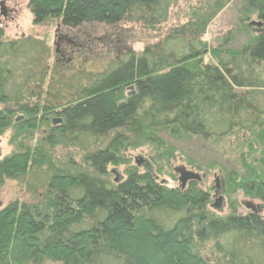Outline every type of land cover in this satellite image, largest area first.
Instances as JSON below:
<instances>
[{
  "label": "trees",
  "instance_id": "16d2710c",
  "mask_svg": "<svg viewBox=\"0 0 264 264\" xmlns=\"http://www.w3.org/2000/svg\"><path fill=\"white\" fill-rule=\"evenodd\" d=\"M176 1L30 0L29 7L36 25L153 28ZM229 1L205 0L201 14L159 43L123 51L99 70L80 58L51 62L46 40H10L0 27V133L12 128L17 146L0 160V185L11 179L42 191L38 203L0 210V264H264L262 214L240 213L234 199L218 215L211 190L197 181L169 187L159 180L162 168L154 170L179 152L197 170L217 171L228 196L264 202V31L249 25L264 21V0H240L243 43L233 46V31L209 48L202 36ZM207 54L212 62L202 65ZM130 86L135 94L125 95ZM144 145L154 156L140 171L126 152ZM57 146L82 151V163H57ZM110 165H129L126 178L112 181ZM208 243L212 259L201 252Z\"/></svg>",
  "mask_w": 264,
  "mask_h": 264
},
{
  "label": "rangeland",
  "instance_id": "374dc122",
  "mask_svg": "<svg viewBox=\"0 0 264 264\" xmlns=\"http://www.w3.org/2000/svg\"><path fill=\"white\" fill-rule=\"evenodd\" d=\"M29 2L30 0H0V27L4 30L5 38L12 40L22 36H35L46 40L51 47V62H55L58 59L59 63H64L68 58H70V61L80 58V60L88 61V65L94 70H99L123 51L134 50L136 53H141L146 46L159 43L172 29L187 23L191 18V14H201L205 0H177L171 7L167 20L153 28H145L140 23H131L127 21L117 25L90 23L81 25L77 28H66L55 20H49L44 24L36 25L33 22V14L29 7ZM240 2V0H230L224 9L219 11L209 24L205 34L202 36V39L208 43L209 48L219 46L222 39L233 31L236 36L233 46H238L246 40L248 36L246 33H239L236 31L240 22L239 17L241 16L239 8L242 4ZM252 20L257 21L258 19L255 17ZM211 62V55L207 54L203 57L202 65H209ZM261 74L264 77V64L261 67ZM131 91L132 90L127 88L125 90V95H128ZM13 135L14 130L12 128L6 129L4 132L0 133V160H3L16 151L17 146L15 144L16 141L12 140ZM45 135H47L46 131L38 133L36 138L31 141V145L37 144ZM166 137L170 138L169 135H166ZM238 137L241 139L243 138L241 133ZM238 137H228L224 139L222 144H224V142L234 141L235 138ZM189 143L193 145V148L200 149L199 144L202 142H200L199 139H192ZM51 154L56 159L57 163L68 164L74 161L79 165L83 161V152L76 148L57 146L51 151ZM126 154H128L129 157V165L137 166L135 159L140 155L152 163L154 151L151 146L144 145L135 149H129ZM212 155L204 153V157L207 159L211 158ZM129 165H110L108 167V170L111 171L110 179L112 181H114L116 177H119V181L125 179ZM179 165H185L190 169L199 171L192 165H189L184 160V155H181L179 152L176 153L175 157L170 159L169 163L164 162L162 167L155 164L154 170L162 168L161 173L158 174L159 180L166 182L169 187H177L180 186V184L178 176L174 172V168ZM137 168L140 171H144V169H150L151 166L150 168L137 166ZM199 172L202 173L203 179L205 180L203 185L200 184V187L204 190H211L212 206L220 196L216 194L215 182V176L219 173L217 171L208 174H205L204 171ZM220 189L221 194L225 198V207L223 211H218L211 207L215 213L221 216L226 215L229 210L228 203L232 202L234 199L240 204L238 211L240 213L247 212V209L241 202L252 199L244 196L242 192L233 193L228 196V194L223 192L221 182ZM40 193H42L40 190L34 193L30 192L24 183H19L11 179H4L0 185V210L14 201L28 204L38 203ZM254 201L261 202L259 200ZM201 252L207 259L215 257L212 243L206 244L201 249Z\"/></svg>",
  "mask_w": 264,
  "mask_h": 264
},
{
  "label": "water",
  "instance_id": "95a60500",
  "mask_svg": "<svg viewBox=\"0 0 264 264\" xmlns=\"http://www.w3.org/2000/svg\"><path fill=\"white\" fill-rule=\"evenodd\" d=\"M249 25L257 32H263L264 31V22L260 20H252ZM130 90H132L128 95H134V86L129 87ZM126 103L122 102L120 106H124ZM22 117L17 118L19 120ZM62 120L61 119H54L53 123L57 124L60 123ZM135 163L137 166H145L150 168V162L144 158L143 156H138L135 159ZM174 172L178 176V181L180 184V187L182 189L186 188L187 184L192 181H197L199 184L203 185L205 180L203 179V175L199 171H195L193 169L188 168L185 165H179L174 168ZM115 181H119V177L115 178ZM215 182H216V194H219L220 196L217 198L216 202L212 205L213 208L217 209L218 211H223L225 207V198L221 194V189H220V179L216 175L215 176ZM241 204L250 212L252 213H257V214H262L264 216V202H255L254 200H244L241 202Z\"/></svg>",
  "mask_w": 264,
  "mask_h": 264
},
{
  "label": "flooded vegetation",
  "instance_id": "af4514ba",
  "mask_svg": "<svg viewBox=\"0 0 264 264\" xmlns=\"http://www.w3.org/2000/svg\"><path fill=\"white\" fill-rule=\"evenodd\" d=\"M262 22H264V21H262ZM68 60H70V58H68ZM54 119H55V118H54ZM189 183H190V182H189ZM189 183H188V184H189ZM188 184H187V185H188Z\"/></svg>",
  "mask_w": 264,
  "mask_h": 264
}]
</instances>
